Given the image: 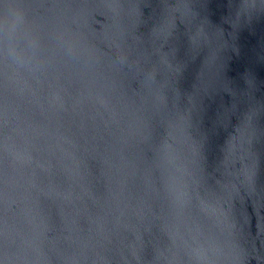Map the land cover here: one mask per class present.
Listing matches in <instances>:
<instances>
[{"label": "water", "instance_id": "obj_1", "mask_svg": "<svg viewBox=\"0 0 264 264\" xmlns=\"http://www.w3.org/2000/svg\"><path fill=\"white\" fill-rule=\"evenodd\" d=\"M0 264H264V0H0Z\"/></svg>", "mask_w": 264, "mask_h": 264}]
</instances>
